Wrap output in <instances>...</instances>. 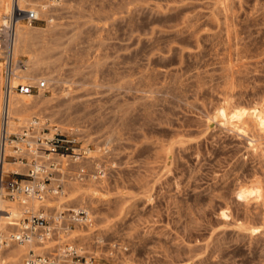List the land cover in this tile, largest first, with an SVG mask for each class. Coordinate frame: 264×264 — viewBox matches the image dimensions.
<instances>
[{
	"label": "rangeland",
	"instance_id": "rangeland-1",
	"mask_svg": "<svg viewBox=\"0 0 264 264\" xmlns=\"http://www.w3.org/2000/svg\"><path fill=\"white\" fill-rule=\"evenodd\" d=\"M31 1L57 5L19 22L37 58L10 76L48 88L16 93L107 169L64 185L92 213L69 245L94 264H264V136L245 115L264 104V0Z\"/></svg>",
	"mask_w": 264,
	"mask_h": 264
},
{
	"label": "built area",
	"instance_id": "built-area-1",
	"mask_svg": "<svg viewBox=\"0 0 264 264\" xmlns=\"http://www.w3.org/2000/svg\"><path fill=\"white\" fill-rule=\"evenodd\" d=\"M40 20L36 10L20 8L14 2L8 17L9 26L0 30L4 31L0 33V37L3 35L0 39V63L3 66L2 71L5 78L2 89L4 101L0 111V202L1 198L14 199L16 197L42 200L48 195L59 194L68 181H82L87 178L102 180L107 176L104 163L98 159L90 161L91 167H88L87 164L91 158L87 156V150H90L89 146L76 147L74 137L62 133L57 124L47 125L44 122L39 124L37 118L33 117L22 127L21 133H6L4 127L7 115L5 97L10 90L6 78L11 74V39L7 32L16 22L23 21L32 25ZM47 88L46 80H40L35 84H18L14 87L15 90L27 94L33 91H45ZM13 141L15 143L11 146L12 152L5 155V144ZM52 151L56 154L66 152L70 157L62 165L55 162L54 158L47 156ZM9 159L12 162L18 161L27 165L26 174L18 171L4 172L2 163ZM21 201L25 204L23 199ZM64 212L45 214L43 210L32 212L28 208H24L22 216L14 219L13 224H10L13 227L10 241L17 244L32 241L42 243L48 236H55L58 231L66 233L76 224L92 222L91 211L88 213V210L80 209L72 216L66 215ZM2 246L3 241L0 239V248ZM93 262L94 257H85L78 252L74 245L65 244L55 255L49 253L34 255L31 251L29 257H26L22 264H93Z\"/></svg>",
	"mask_w": 264,
	"mask_h": 264
},
{
	"label": "bare ground",
	"instance_id": "bare-ground-1",
	"mask_svg": "<svg viewBox=\"0 0 264 264\" xmlns=\"http://www.w3.org/2000/svg\"><path fill=\"white\" fill-rule=\"evenodd\" d=\"M14 2H16L20 8H26L28 6L27 8H31V9L36 10V12L38 13V15L41 18L46 17L45 19H47L46 20L47 23H49L48 21L51 18V16L48 15L49 10L53 8L52 6L57 5L56 2H53V3H47V2L45 3L44 2V3H41L39 5H35L34 3H32L33 1H31V0H0V30L3 29L1 26H4V27L9 26L8 17H9V14H10V11L12 9V5ZM50 14H51V12H50ZM19 22H16L14 24V26L12 27V29L7 32V33H9V36L11 39V43H10V45H11V48H10L11 49L10 50V52H11L10 66L12 65V67L17 65V63H16L17 56L19 54H21L25 49L26 50L30 49L33 46V40H34L33 34L35 31L32 28H31L32 29L31 30L30 28H26V27L22 26L21 24H19ZM36 31H38V30L36 29ZM29 46H31V47H29ZM26 50H25V52H27ZM32 51H33V49H32ZM32 51L28 50V53L29 52L32 53L30 55V60L35 59V57L37 58V54L35 53V51H33V52ZM39 52H40V50H39ZM33 61H35V60H33ZM32 63H34V62H32ZM0 66H1V63H0ZM33 66H35V65H33ZM14 70L15 69L12 68L13 72H14ZM28 70H30V69H28ZM0 75H1V67H0ZM27 77H28V75H27ZM19 78H20V76H18V74L16 72V73H13L7 79V83L10 85V90H9L8 94H6V97H5V103H6V107H7V115L5 118L4 127L6 129L7 134L17 133V131H20L17 134L21 133L22 127L25 126L30 120H32V117H31L32 115L35 116L36 118H39V120H38L39 124L45 122V120H43L40 116H37V114L35 112H33V111L28 112V110L32 109L36 105L35 103L32 104L31 97H29V96H20L19 97L17 95L14 87L20 83ZM0 83H1V78H0ZM3 101H4V96L2 99V104H3ZM33 101H35V100H33ZM44 102H46V101H43L41 103H43V105H44ZM2 104H1L0 109L2 108ZM37 109H39V108L37 107ZM40 110H42V109H40ZM226 111H228V103L226 104ZM245 115L250 121H252L253 123H255L257 125L258 132L260 133V135L264 136V104L262 105L259 113L256 114V113H254L253 110H248ZM229 124H230V122H229ZM241 128H239V130H242ZM242 132H243V130H242ZM13 143H15V141L5 144L4 154L10 153L9 150H11V146ZM51 155H53L52 158L55 159L54 160L55 162H59L62 165H64L65 161H60L58 159L62 160L64 158L70 157L69 154L66 152H63L61 154H56L55 152L52 151L47 156L50 157ZM6 167H7V164L4 160L2 163L3 171L6 169ZM66 187H67L66 191L62 189L59 194L48 195V196L44 197L42 200H37L35 198L24 199L23 197L22 198L16 197L14 199L1 198L0 208H1L2 212L0 213V239L3 241V246L0 248V264H22L23 261L25 260V258L29 257V254H31V251H33L34 254H44L47 252L53 253L54 251H52V250H54V249H58L60 251V249L64 246L63 245L64 242H67L64 244H70L69 242L77 241V240H83L86 238L87 235L82 234V232L80 230H71L72 229L71 228L70 229L71 231L69 230V232L67 231L66 233L58 231L56 233V235L61 234L63 236L57 237L58 241H53V243L51 242V238H53V236H48V238L45 239L42 243L32 241L30 243L17 244V243H13L10 241V234L13 230V227L10 224H13L14 219L22 216V212H23L24 208H28L32 212H36L38 210L39 211L43 210L45 214H50V213L55 214L57 212L66 210V212H68V214H70L71 216L75 215V213H77L80 209H82V208H77L74 211L68 209V205L70 203L77 201L78 198L69 199V196H70L69 191L72 190L73 187L71 185H67ZM22 199H23V202H25V204L22 203V201H21ZM87 224H90V223H87ZM78 225H86V224H76L75 226H78ZM248 230L252 231L251 233H254L257 231V229H255V227L249 228Z\"/></svg>",
	"mask_w": 264,
	"mask_h": 264
}]
</instances>
